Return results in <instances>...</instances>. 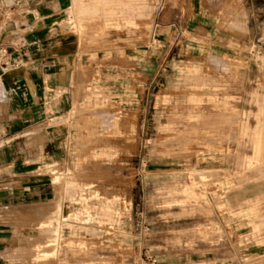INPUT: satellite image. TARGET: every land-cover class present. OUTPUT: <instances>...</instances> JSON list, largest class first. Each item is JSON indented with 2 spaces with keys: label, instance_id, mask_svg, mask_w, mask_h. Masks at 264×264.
Segmentation results:
<instances>
[{
  "label": "rangeland",
  "instance_id": "1",
  "mask_svg": "<svg viewBox=\"0 0 264 264\" xmlns=\"http://www.w3.org/2000/svg\"><path fill=\"white\" fill-rule=\"evenodd\" d=\"M69 16L133 84L91 86L68 159L30 168L67 198L11 201L32 233L22 259L264 264V0H84Z\"/></svg>",
  "mask_w": 264,
  "mask_h": 264
},
{
  "label": "crops",
  "instance_id": "2",
  "mask_svg": "<svg viewBox=\"0 0 264 264\" xmlns=\"http://www.w3.org/2000/svg\"><path fill=\"white\" fill-rule=\"evenodd\" d=\"M83 2L6 0L16 6V25L8 24L3 37L15 69L0 79V264H35L22 259L33 245L32 233L23 223L20 204L11 201L33 198L31 205L64 208L65 192L30 168L41 156L61 163L68 159L72 127L87 107L101 102L89 88L99 82V89L109 85L118 91L133 84V65L103 66L101 47L87 45L65 25L70 10ZM138 66L148 81L149 65Z\"/></svg>",
  "mask_w": 264,
  "mask_h": 264
},
{
  "label": "built area",
  "instance_id": "3",
  "mask_svg": "<svg viewBox=\"0 0 264 264\" xmlns=\"http://www.w3.org/2000/svg\"><path fill=\"white\" fill-rule=\"evenodd\" d=\"M15 7L7 4L6 0H0V79L15 69V64L11 59L10 46L3 39L6 26L11 23L16 25ZM3 96L4 89L0 80V98L2 99Z\"/></svg>",
  "mask_w": 264,
  "mask_h": 264
}]
</instances>
